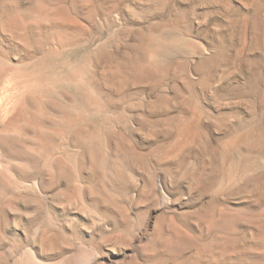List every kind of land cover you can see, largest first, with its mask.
<instances>
[{
	"label": "rangeland",
	"instance_id": "rangeland-1",
	"mask_svg": "<svg viewBox=\"0 0 264 264\" xmlns=\"http://www.w3.org/2000/svg\"><path fill=\"white\" fill-rule=\"evenodd\" d=\"M0 169V247L264 264V0H0Z\"/></svg>",
	"mask_w": 264,
	"mask_h": 264
},
{
	"label": "bare ground",
	"instance_id": "bare-ground-1",
	"mask_svg": "<svg viewBox=\"0 0 264 264\" xmlns=\"http://www.w3.org/2000/svg\"><path fill=\"white\" fill-rule=\"evenodd\" d=\"M192 128L193 127L190 124H181L178 126L176 134L179 137L175 146L184 145L192 140V136H194ZM0 176L5 177V172L1 169ZM100 191L102 192V190ZM100 197L101 196H99V198ZM257 229V239L259 240V244H264V227L260 228V226H258ZM33 240L36 246L42 250H52L55 246L59 245L58 241L56 242V240H54V236L46 231V228H35ZM0 250V264H83L92 258L94 252L93 250L83 247L77 249H70V247L69 249L64 248V256L62 255L63 257H58L59 259H57V261H51V259L46 260V258L41 257L37 252L39 250L37 248L34 250L33 248H24L20 245L2 243Z\"/></svg>",
	"mask_w": 264,
	"mask_h": 264
}]
</instances>
